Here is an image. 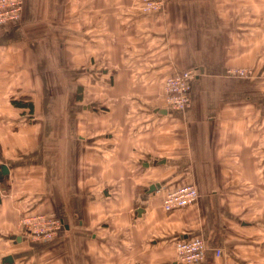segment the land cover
<instances>
[{
  "label": "crops",
  "instance_id": "0c3cea01",
  "mask_svg": "<svg viewBox=\"0 0 264 264\" xmlns=\"http://www.w3.org/2000/svg\"><path fill=\"white\" fill-rule=\"evenodd\" d=\"M252 2L166 0L164 15L148 17L159 30L149 43L127 6L107 13L121 14L114 25L122 41L97 44L112 66L97 68L96 79L113 99L82 106L85 118L62 112L25 122L29 103L46 108L51 58L45 41L20 47L0 32V166L8 169L0 176V264H180L175 244L191 238L209 248L199 264H264V20L253 17L264 7ZM171 34L180 39L174 49ZM148 49L154 63L143 66ZM240 68L254 76L238 78L232 70ZM176 69L198 72L184 112L162 101L163 79ZM55 105L67 109L53 100L47 107ZM189 184L195 204L165 212L164 195ZM46 212L63 227L54 240L34 242L20 220Z\"/></svg>",
  "mask_w": 264,
  "mask_h": 264
},
{
  "label": "rangeland",
  "instance_id": "374dc122",
  "mask_svg": "<svg viewBox=\"0 0 264 264\" xmlns=\"http://www.w3.org/2000/svg\"><path fill=\"white\" fill-rule=\"evenodd\" d=\"M12 1L15 2V6L13 7L17 9L14 15L8 12V9L13 5ZM107 1L108 0H0V3L5 6L2 9L5 18L0 19V32L6 31L5 36L11 35L19 38L18 42L20 47L28 46L30 43L41 46L40 44L45 41L46 56L49 54L51 58L50 71L47 72L46 70V96H49V99L46 100V108L36 109L35 112L28 108L22 114L25 122L32 120L33 122L39 123L44 118L46 120L44 116H58L62 112L63 116H81L85 118L87 115L89 116L90 112L86 111L87 109H82V106H90L92 100H97V98L101 101L113 99L109 96L111 94L107 93L106 85H101L96 79L97 68L106 70L107 67L112 66L111 62L107 60L106 52H97V44H105V40H110L116 44L122 41V30L120 27L114 25V21H117L118 14H121L118 12L115 15L116 18H114L109 17L107 13L110 15L111 13L119 11L120 6H127L126 9H122L123 13L126 14L127 12L133 17V21H138L141 24L137 27V34L148 36V43L152 41L149 35L153 32H159V30L148 25V17L157 18L158 16L164 15L166 0H156V4L153 6L149 5V0H111L108 11L106 8ZM253 3H255L259 9L264 7V0H257V2H252V4ZM7 5H9L8 8L6 7ZM261 10L262 9H260L258 14L257 12L255 13V16H253L255 19L259 16L260 20H264V14ZM109 20L112 23L110 29L107 28L106 23V21ZM259 30V36H264V29ZM107 32L111 34L110 37L107 36ZM164 33V30H160L159 35L166 39V34ZM171 33H176V30H173ZM30 34H33L34 42H29L31 38L28 41L27 38ZM170 37L174 49V40L178 41L180 39L173 34H171ZM92 42H94L93 45ZM159 43L161 42L159 41ZM76 49H78V53L80 52L77 56L75 55ZM161 51L162 47L155 52L159 55ZM263 53L264 46L263 48L261 46L260 55H263ZM65 54H67V56L65 60H63L62 56ZM97 56H99L98 60ZM153 56L154 52L148 49L144 61L139 63L143 66H145L147 62L154 63V61H151ZM86 69H89V72H87ZM243 69L247 71L251 70L249 68ZM243 69H233L232 71H240ZM167 76H165V78ZM235 76L238 78H252L254 72L251 74L246 73L245 76ZM260 76L264 78V76H262V71H260ZM99 78L101 79V77ZM92 80L95 81V93L91 91ZM47 83H49V85H47ZM97 83H99L98 92ZM103 83L106 84L105 81H103ZM47 87H51L54 93L49 92ZM60 87L61 89H59ZM52 100L56 104H66L67 109L62 110L59 105H55L56 109L51 110L47 105ZM45 125L46 121H44V126ZM44 137H46V131L45 136L43 132L42 139ZM260 178L263 179L261 173ZM31 216H44L47 219L57 218L56 215L49 212H46V215L43 213H36ZM54 239L55 238H52L51 240ZM51 240H46V242ZM34 242L38 243V241Z\"/></svg>",
  "mask_w": 264,
  "mask_h": 264
},
{
  "label": "built area",
  "instance_id": "2783aa9c",
  "mask_svg": "<svg viewBox=\"0 0 264 264\" xmlns=\"http://www.w3.org/2000/svg\"><path fill=\"white\" fill-rule=\"evenodd\" d=\"M156 0H149V5H155ZM8 9L12 15L15 14L17 9L15 2ZM3 6L0 3V19L5 18ZM7 8L9 5L6 6ZM154 9V7H153ZM1 21V20H0ZM235 75L250 74V71L245 69L235 70ZM198 72L193 69L174 70L163 81L162 86V101L165 109L184 112L186 111L191 102V93L193 84L197 78ZM198 198V192L195 186L183 185L174 190L167 192L162 198V208L165 212H173L181 210L195 204ZM24 234L33 241H46L51 240L58 236L63 227L62 222L58 218L47 219L44 216H29L20 220ZM209 248L204 240L200 238H191L186 240H179L175 244L176 262L180 264H199L205 257ZM215 256L220 255L218 249L213 250Z\"/></svg>",
  "mask_w": 264,
  "mask_h": 264
},
{
  "label": "water",
  "instance_id": "95a60500",
  "mask_svg": "<svg viewBox=\"0 0 264 264\" xmlns=\"http://www.w3.org/2000/svg\"><path fill=\"white\" fill-rule=\"evenodd\" d=\"M164 112V111H162ZM8 174V169L5 165H1L0 166V176H4V175H7ZM157 187V186H155ZM154 186H151L149 189L152 190V189H155ZM6 261H10V258H7Z\"/></svg>",
  "mask_w": 264,
  "mask_h": 264
},
{
  "label": "trees",
  "instance_id": "16d2710c",
  "mask_svg": "<svg viewBox=\"0 0 264 264\" xmlns=\"http://www.w3.org/2000/svg\"><path fill=\"white\" fill-rule=\"evenodd\" d=\"M19 106H22L23 107V104L21 103V102H19V103H17ZM16 104V105H17ZM29 110H31L32 111V109H31V103H29Z\"/></svg>",
  "mask_w": 264,
  "mask_h": 264
}]
</instances>
